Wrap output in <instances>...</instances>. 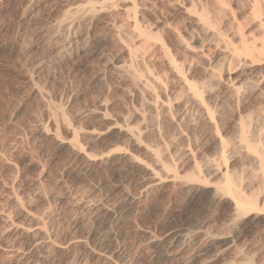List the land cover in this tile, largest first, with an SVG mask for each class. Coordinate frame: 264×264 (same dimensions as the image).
I'll list each match as a JSON object with an SVG mask.
<instances>
[{
  "label": "rangeland",
  "instance_id": "obj_1",
  "mask_svg": "<svg viewBox=\"0 0 264 264\" xmlns=\"http://www.w3.org/2000/svg\"><path fill=\"white\" fill-rule=\"evenodd\" d=\"M26 1L0 0V264H100L88 252L93 240H102L105 247L117 245L124 264H217L222 260L232 262L236 257L264 264V221H235L229 200L211 201L207 191L194 192L169 180L148 186L139 195L141 178L145 177L141 168H129L122 162L117 168L109 164L93 166L73 157L66 143H57L58 139H70L69 124L106 132L107 124L114 123L115 118L124 116L133 121V105L138 104L134 87L124 74L112 68L126 61L125 50L109 36L112 25L122 27L124 36L126 19L118 8L103 15L107 19L105 26H98L101 36L109 37L94 41L89 49L73 43L71 55L55 61L52 54L63 37L55 23L80 0H35L31 19L37 16L35 19L43 26L39 38L33 37V28L20 17L19 3L24 5ZM135 1L139 3L143 25H168L190 39L193 25L180 10V4L171 7L168 0ZM178 1L183 4L192 0ZM198 1L208 4L210 0H193ZM224 2L238 16L244 15L246 0ZM90 25L89 20L81 24L82 28ZM160 34L176 52L173 35L166 31ZM75 37L72 36L73 41ZM220 91L210 95L211 103L223 97ZM252 97L237 107L226 100L219 109L216 107L219 129L228 139V158L235 170L242 166L253 169L234 143L232 128L238 113L252 110L256 114L261 108L262 100ZM100 108L108 113L107 119H102ZM187 108L182 109L176 125L159 119V124L143 130L144 142L155 149L159 144L158 148L167 147L178 166L184 161L180 158L182 148H189L198 161L217 153L216 141L208 135L207 127L204 130L198 113ZM43 127L45 133L41 132ZM78 139L94 156L107 149L106 141L92 140L87 134L80 133ZM125 145L135 156L140 155L139 150ZM184 164V170L178 169L181 174L190 171V165ZM104 207L113 211L108 217L103 214ZM36 221L51 236L48 243L31 241ZM82 235L87 241L77 242Z\"/></svg>",
  "mask_w": 264,
  "mask_h": 264
},
{
  "label": "bare ground",
  "instance_id": "obj_2",
  "mask_svg": "<svg viewBox=\"0 0 264 264\" xmlns=\"http://www.w3.org/2000/svg\"><path fill=\"white\" fill-rule=\"evenodd\" d=\"M34 2L35 0H27L24 5L23 2H20L21 12L19 14L20 17H24L25 24L34 29V31L32 29L34 36L33 34L32 36L38 37L44 31L41 32L43 26L35 19L37 16L31 19L34 17ZM200 2L192 0L181 4L178 0H168L171 7H177L180 4V10L192 22L190 39L185 38V35L177 30L178 28L174 29L168 25H143L144 23L142 24V20L139 18V3L135 0H80V3L69 6L64 11L62 18L55 23V28L61 31L63 37L52 54L53 59L55 61L63 60L74 49L73 43H76L78 48H87L94 41L107 38L108 35L101 36L102 32L98 24L105 26L104 20L107 19L104 17L118 8L126 19V33L122 36L120 31L122 27L119 29L116 25H112L113 33L109 36L111 40L122 45L126 61L122 65H112V68L118 70L121 75L124 74L128 82L131 83L130 85H133V92L137 97L138 104L133 105V121L124 116L115 118L114 123L107 124L106 132L97 131L91 127L78 129L69 124L71 136L67 142L59 140L57 133L54 136L58 139L57 143H66L71 150V155L86 161L84 163L88 162L93 166L109 164L117 168L122 162L129 168H141L145 177L141 178L139 195L148 186L156 183H163L166 180L177 181L194 192L207 191L211 201L229 200L232 205L231 215L237 222L264 221V0H246L245 13L242 17L228 7L224 0H210L208 4ZM241 8L236 7L235 9ZM103 15L105 16L103 17ZM85 20L90 21L89 28H82L81 24ZM161 31L173 35L178 52L171 50L166 38L160 34ZM45 34L47 33L45 32ZM73 35H76L74 41L72 40ZM215 90H221V93L223 91V97L221 96V101L212 102V104L210 95ZM252 96L262 100L261 108L255 110L256 114L253 112L255 115L251 112L252 110L247 114L238 113L232 128L234 143L242 156L251 163L253 169L250 170V168L242 166L241 169L235 170L236 168H233L235 164L231 166L228 158V139L221 134L219 129L218 116L220 114L217 113V110L224 100L237 107ZM218 97L216 96V98ZM103 100L105 99L103 98ZM187 107L195 109V113H198V117L205 125L204 130L207 127L208 135L216 141L217 153L213 157L209 155V158L198 161L189 148H182L180 149V158H183L184 161L178 166L179 162H176L175 156L169 152L167 147L158 148L159 144L155 149L144 142L143 130L149 125L156 124L159 119H163L169 124L173 122L176 125L181 111L183 113L184 109H188ZM99 113L102 119H107L106 110L100 108ZM177 125L179 126V124ZM170 126L172 125L170 124ZM41 132L45 133L44 127L41 128ZM107 132L110 134H106ZM155 132L158 137L161 136L159 129ZM80 133L89 135L92 140L106 141L107 149L100 150L99 154L94 156L79 144ZM91 142L87 146H90ZM125 143L133 149L139 150L141 156L131 153V150L125 148ZM184 163L190 165V171L181 174L179 171L184 170ZM252 178L255 181L254 185V181H251ZM132 196L130 198L134 201L135 197ZM111 211L104 207V216L108 217ZM37 221L33 224L36 226V231L30 237L33 238L31 241H39L43 245L44 242L50 241L51 236L49 237L38 226ZM27 235L29 236V234ZM178 238L180 239L182 236L180 235ZM85 239L87 238L83 235L79 236L77 242L84 243L87 241ZM101 241H92L88 246L89 254L98 258L100 264H124V258L117 245L112 244V246L105 247ZM222 261L217 264H254L246 257H236L232 262Z\"/></svg>",
  "mask_w": 264,
  "mask_h": 264
}]
</instances>
